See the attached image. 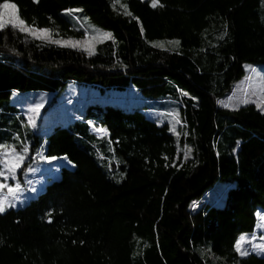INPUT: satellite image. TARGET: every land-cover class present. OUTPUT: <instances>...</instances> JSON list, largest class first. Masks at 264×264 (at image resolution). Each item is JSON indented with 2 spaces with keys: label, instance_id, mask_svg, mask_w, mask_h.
I'll list each match as a JSON object with an SVG mask.
<instances>
[{
  "label": "trees",
  "instance_id": "trees-1",
  "mask_svg": "<svg viewBox=\"0 0 264 264\" xmlns=\"http://www.w3.org/2000/svg\"><path fill=\"white\" fill-rule=\"evenodd\" d=\"M9 2L27 25L72 37L84 34L67 13L78 8L112 39L87 53L0 30V114L18 112L13 91L54 92V101L76 82L175 101L183 123L177 139L141 107L105 103L45 137L29 131L31 156L16 181L41 164L32 163L39 150L74 168L61 167L25 205L0 213V264H264V255L235 249L264 211V112L217 103L245 63L264 67L261 0H159L156 8L121 0V9L115 0ZM158 39L179 45L158 47ZM217 184L225 185L219 205L204 199Z\"/></svg>",
  "mask_w": 264,
  "mask_h": 264
},
{
  "label": "rangeland",
  "instance_id": "rangeland-1",
  "mask_svg": "<svg viewBox=\"0 0 264 264\" xmlns=\"http://www.w3.org/2000/svg\"><path fill=\"white\" fill-rule=\"evenodd\" d=\"M115 1H118V3H116L117 5H122L121 0ZM261 4H264V0H261ZM120 7L124 6L119 5V8ZM71 10H79L74 11L71 14H69L68 11L67 13L71 16H76V22L78 23L79 27L84 30V34L81 37H72L61 35L58 31L51 30L52 39H71L86 41L85 43H82L73 48L84 50L87 53L94 52L96 44H98L101 40H93L92 37L97 33L109 32L91 23L88 17L84 13H82L80 9L73 8ZM41 41L50 42L48 40ZM169 42L170 41L167 39H158L153 41L154 45H162L159 47L163 48L170 47L171 45ZM244 69L245 74L239 80L234 82L231 91L217 100V103L219 105L229 108H236L243 104H248L240 102L245 97L249 99V103H252L255 106L257 103L261 102V97L264 96L263 65L245 63ZM54 96V92L13 91L11 94L10 103L18 109V112H8L6 114H0V121L5 120V122L1 124V128H3L4 133L2 132L0 134V145L10 146L9 150L11 147H15L19 152L24 146L28 148V146L31 145L33 141V137L31 136V134H29V131L33 133L38 131L45 133L50 130L56 123L63 124L74 120H84V111L89 104L103 105L107 102H114L115 104H120L123 107L126 106L125 108L141 107L147 116L156 120L158 123L166 121L169 123L171 131L173 128H175V132H172L175 134L177 139L180 136L182 130L181 127L183 122L179 113L177 103L175 101L167 100V103H163L164 101H158L159 98H150V96L147 97L143 95L135 87H128L124 91L115 89H106L104 91H100L98 87L93 85L69 82L64 90L61 91L53 101ZM252 101H255L256 103H253ZM161 103H163V105ZM37 105H40L38 111L33 112L32 109L36 108ZM257 109L261 112H264L258 107ZM30 116L35 120V126L29 124L28 119ZM85 121L89 122L91 130L95 132L97 136H103L107 134L105 128L96 125L92 120ZM177 121H179V123H177ZM33 129L35 132L33 131ZM96 129H104V131L98 132ZM187 149L184 150V156ZM24 156L25 158L23 162L31 156L30 146L28 148V152L25 153ZM4 159V149H0V171L5 170L2 163ZM34 162L46 163V165L54 166L55 168L54 171H50L48 174L45 173L43 175H40L39 177H36L37 181L44 180L41 183L40 187L43 186V183L50 182L51 180L56 179L55 177L59 175L61 166V164H59V157L45 156L39 150V152L35 153L33 156L32 163ZM28 170H30V168ZM120 175V173H116L114 179H119ZM34 176L35 173L33 172V170H31L28 171L25 180L22 183L16 180H7L6 183L10 187H15V185L18 183L21 186L20 191L15 195V197H13L8 193L7 188L0 189V198L7 197L8 200H12L15 203V206H13V208L22 207L31 198L35 197V195L33 194L38 191L35 187L34 191H31L29 193L27 192L29 183L34 181ZM3 182H5L4 179L0 177V183ZM224 190L225 185L217 184L215 187L206 192L204 199H209L213 204L219 205L221 204ZM8 208L10 207H6V209ZM243 236L246 237V240L241 244L242 250H248L249 252H253L258 255H264V251H261V249L259 248H256L255 251L252 250L254 245H264V211L258 212L257 223L254 227V230L251 233L243 234ZM207 257L212 258L210 254H207Z\"/></svg>",
  "mask_w": 264,
  "mask_h": 264
},
{
  "label": "snow or ice",
  "instance_id": "snow-or-ice-1",
  "mask_svg": "<svg viewBox=\"0 0 264 264\" xmlns=\"http://www.w3.org/2000/svg\"><path fill=\"white\" fill-rule=\"evenodd\" d=\"M34 2H38V0H34ZM157 6H163L162 4H159V0H151V7L156 8ZM74 11L79 10H68L69 14H71ZM126 15H131L130 12H128L125 9ZM11 26L12 28L18 29L21 32H25L29 35H31L35 39L39 40H48L51 43L60 44L62 46H71L75 47L82 43H85L86 41H78V40H53L52 39V31L50 29H41L37 28L35 26H28L26 22L18 15V7L15 3L9 2V0H3L2 3H0V30H4L6 27ZM223 37H221L222 39ZM93 40H104L112 39L111 33L103 32V33H97L95 36L92 37ZM170 44L179 45V41H170ZM155 46H162V45H155ZM88 50V49H85ZM241 103H249V99L245 97L240 101ZM253 103H256L255 101H252ZM256 106L260 108L262 111H264V96L261 97V102L257 103ZM40 105H37L36 108L32 109L33 112L38 111ZM29 124L32 126H35V120L33 117H29L28 119ZM179 123V121H177ZM98 132H103L104 129H96ZM173 132H175V128L172 129ZM8 145H0V149H4V156L5 159L2 161L3 167L5 170L0 171V177L4 179L5 182L0 183V189L7 188V191L9 194H11L13 197L20 191V185L17 183L15 187H10L6 181L16 180V173L17 170L22 166V162L25 158L24 154L28 152V148L24 146L21 151H17L15 147H11L9 150ZM191 152V149H187L185 152V157L187 158V154ZM15 206V203L12 200H8L7 197L0 198V213H3L6 210V207H13ZM246 240L245 236L239 237V240L236 243L235 249L236 251L241 255H248V250H242L241 244ZM250 243V241H249ZM256 248L261 249V251H264V245H254L253 251L256 250Z\"/></svg>",
  "mask_w": 264,
  "mask_h": 264
},
{
  "label": "crops",
  "instance_id": "crops-1",
  "mask_svg": "<svg viewBox=\"0 0 264 264\" xmlns=\"http://www.w3.org/2000/svg\"><path fill=\"white\" fill-rule=\"evenodd\" d=\"M107 103H112V104H115L114 102H107ZM116 105H120V104H116ZM146 105H150V104H146ZM163 105V104H162ZM122 106V105H120ZM126 107V106H124ZM143 110V109H142ZM145 113V112H144ZM70 122L68 123H63L64 125H68ZM89 123V122H88ZM90 127V126H89ZM51 130V129H50ZM50 130H48L47 132H41V131H38V132H35L34 129L33 131L36 133V134H39L41 135V137H45L49 132ZM91 130V128H90ZM92 131V130H91ZM93 132V131H92ZM95 133V132H94ZM59 161L61 164L60 166V169L61 167H66V168H69V169H73L74 168V165L67 159L66 156H60L59 157ZM54 166H48L46 165V163H41L40 165H38L34 170L33 172L35 173V176L33 177L34 178V181L30 182L29 183V188H28V193L31 192V191H34V188L36 187V190H38L37 192H35L33 195H37L39 192H41L44 187L46 186V184H48V182H45L43 183V186L40 187L41 183L44 181V180H39L37 181L36 177H39L40 175H43V174H48L50 171H54ZM60 176V171H59V175H57V177H55L56 179H58ZM32 178V179H33ZM36 179V180H35ZM28 180V179H27ZM242 236V235H241Z\"/></svg>",
  "mask_w": 264,
  "mask_h": 264
},
{
  "label": "built area",
  "instance_id": "built-area-1",
  "mask_svg": "<svg viewBox=\"0 0 264 264\" xmlns=\"http://www.w3.org/2000/svg\"><path fill=\"white\" fill-rule=\"evenodd\" d=\"M256 223H257V221H256Z\"/></svg>",
  "mask_w": 264,
  "mask_h": 264
}]
</instances>
